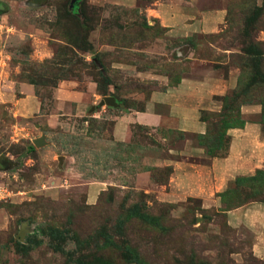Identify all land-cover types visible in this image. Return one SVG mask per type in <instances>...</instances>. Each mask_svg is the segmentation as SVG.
I'll list each match as a JSON object with an SVG mask.
<instances>
[{"label": "rangeland", "instance_id": "rangeland-1", "mask_svg": "<svg viewBox=\"0 0 264 264\" xmlns=\"http://www.w3.org/2000/svg\"><path fill=\"white\" fill-rule=\"evenodd\" d=\"M187 43L193 65L174 54ZM208 70L238 85L218 99L232 101L227 113H202L209 134L190 138L224 153L227 124L264 132V0H0V264H264L253 233L227 220L232 206L264 201V175L221 207L178 197L165 163L187 136L133 127L121 144L120 111L100 105L142 109L135 96L161 89L142 76L174 85ZM242 103L260 113L239 119Z\"/></svg>", "mask_w": 264, "mask_h": 264}, {"label": "crops", "instance_id": "crops-1", "mask_svg": "<svg viewBox=\"0 0 264 264\" xmlns=\"http://www.w3.org/2000/svg\"><path fill=\"white\" fill-rule=\"evenodd\" d=\"M207 18L211 20L210 16L205 15V20ZM204 24H186V30L199 32L206 26L207 29L212 28V25ZM170 33H174V29ZM193 47L187 43L177 48L174 54L179 56L178 62L187 61L193 65L198 60ZM147 77L157 82V87L161 89L152 91L145 100H142L141 95L135 96L136 103L143 102L142 109L126 107L125 103L115 98L118 107L114 108L120 111V115H117L112 125L114 140L121 144L129 141L133 127L184 133L187 138L181 141L177 149L171 147L168 151L179 157L178 160L165 163V166L173 167L176 196L183 193L186 198H200L206 206L215 204L221 207L220 195L229 190L237 179L252 177L264 170L262 125L247 121L244 128L229 129V150L222 157L209 156L206 148L196 144L190 137L207 135L210 125L202 119V113H220L223 110L224 104L218 99L228 96L237 88L238 75L230 72L226 77H221L215 70H208L197 76L191 72L174 85L165 75L152 74L141 79ZM162 107L167 112H160L159 108ZM241 113L243 116L256 115L260 113V108L257 104H246L242 106ZM163 140L167 141L164 137ZM162 198L166 202H174L168 196ZM227 220L231 227H244L253 233V255L264 260V203L250 202L232 209L227 213Z\"/></svg>", "mask_w": 264, "mask_h": 264}, {"label": "trees", "instance_id": "trees-1", "mask_svg": "<svg viewBox=\"0 0 264 264\" xmlns=\"http://www.w3.org/2000/svg\"><path fill=\"white\" fill-rule=\"evenodd\" d=\"M228 99V97L226 96V97H224V99L223 100H227ZM119 100V99H118ZM122 102V101H121ZM231 104H232V101H230V102H228V101H226V103L224 104V107H223V110H222V113H221V116L223 115V114H225V113H227V111H229L230 109H231ZM246 104H250V103H242V104H240V106L238 107V109H237V115H238V117H239V119L240 118H243V114L241 113V108H242V106L243 105H246ZM202 119L204 120V121H207L206 119H205V117H202ZM208 122V121H207ZM246 123H247V121L245 120V119H241L240 121H239V123L237 124V122H236V124H227V126H226V128H225V133H224V135L222 136L223 137V140L224 139H226V142H227V145H226V148H225V151H224V153H217V151H214V149H212L213 147L211 146H206V145H202L204 148H206V150H207V152H208V154H209V156H211V157H222V156H226L227 155V153H228V150H229V144H230V137L228 136V130L229 129H233V128H244L245 127V125H246ZM209 132H210V127H209ZM209 132L207 133V135L209 134ZM182 135H184L185 136V134L184 133H181ZM207 135H192L193 136V138H199V137H205V136H207ZM222 148H221V146L218 148V151L219 150H221ZM261 175H264V170H260V171H258L257 172V174L255 175V176H252V177H247V178H239V179H237L234 183H233V185L229 188V190H227L225 193H223V194H221L220 196L222 197V199H224L225 197H227L233 190L235 191L236 189H237V187L236 188H234V186H237V185H239L241 182H243V181H255V180H257L258 179V177L259 176H261ZM251 202H260V203H264V201H262V200H258V201H251ZM225 203V202H224ZM248 203H250V202H245V203H243V202H241L240 204H237V205H234V206H232L229 210H232V209H237V208H239V207H242V206H244V205H246V204H248ZM228 210V211H229ZM99 262V264H107V263H104V262H102V261H98Z\"/></svg>", "mask_w": 264, "mask_h": 264}, {"label": "water", "instance_id": "water-1", "mask_svg": "<svg viewBox=\"0 0 264 264\" xmlns=\"http://www.w3.org/2000/svg\"><path fill=\"white\" fill-rule=\"evenodd\" d=\"M100 105L101 106H105V105H107V106H110V107H118V104H117V101H116V99L114 98V97H105L104 99H103V101H101V103H100ZM46 141H45V139H38V140H35V144L37 145V146H41V145H43L44 143H45Z\"/></svg>", "mask_w": 264, "mask_h": 264}]
</instances>
